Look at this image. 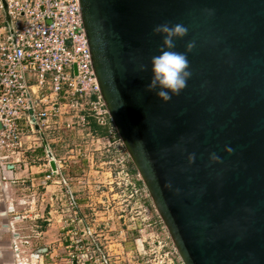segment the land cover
<instances>
[{"label":"water","instance_id":"95a60500","mask_svg":"<svg viewBox=\"0 0 264 264\" xmlns=\"http://www.w3.org/2000/svg\"><path fill=\"white\" fill-rule=\"evenodd\" d=\"M78 2L109 116L183 263L264 264V0ZM164 23L187 28L172 50L191 71L167 102L146 88Z\"/></svg>","mask_w":264,"mask_h":264},{"label":"built area","instance_id":"2783aa9c","mask_svg":"<svg viewBox=\"0 0 264 264\" xmlns=\"http://www.w3.org/2000/svg\"><path fill=\"white\" fill-rule=\"evenodd\" d=\"M90 119L108 128V141L118 136L90 62L78 0H0V154L16 162L26 157L42 139L35 125L46 140L61 128H78L99 141ZM24 136L30 139L25 141ZM59 174L57 167L45 178ZM65 194L69 215L63 220L73 224L69 232L75 251H83L69 253L66 264H77L79 259L89 263L91 258L84 257L92 228L85 229L88 242L81 243L77 235L84 219L69 186ZM9 227L14 264L40 259L39 252L23 256L20 246L28 239L15 231L12 222Z\"/></svg>","mask_w":264,"mask_h":264},{"label":"rangeland","instance_id":"374dc122","mask_svg":"<svg viewBox=\"0 0 264 264\" xmlns=\"http://www.w3.org/2000/svg\"><path fill=\"white\" fill-rule=\"evenodd\" d=\"M100 138L61 128L54 146L92 228L84 264H184L122 140Z\"/></svg>","mask_w":264,"mask_h":264},{"label":"crops","instance_id":"0c3cea01","mask_svg":"<svg viewBox=\"0 0 264 264\" xmlns=\"http://www.w3.org/2000/svg\"><path fill=\"white\" fill-rule=\"evenodd\" d=\"M59 131L47 138L60 172L50 180L45 176L53 169L42 139L36 141L35 148L27 151L26 157L19 162L0 154V264H14L15 261L10 222L15 231L28 239V244L20 246L23 256L28 257L31 252L41 254L40 259L33 261V264H66L69 253L73 252L74 244L69 232L73 224L64 222L69 215L65 194L69 178L62 170L65 164L57 159L54 150ZM29 139L30 136L23 138L25 141ZM69 187L72 191L73 187ZM73 195L81 215L79 198ZM16 215L20 218L14 221ZM83 219L87 224H83L77 238H81V243L85 244L88 240L84 231L91 225L85 215Z\"/></svg>","mask_w":264,"mask_h":264},{"label":"clouds","instance_id":"9594fccd","mask_svg":"<svg viewBox=\"0 0 264 264\" xmlns=\"http://www.w3.org/2000/svg\"><path fill=\"white\" fill-rule=\"evenodd\" d=\"M153 33L162 35L163 43L160 54L151 58L152 76L146 88L148 91L156 90L157 97L167 102L186 87L187 80L191 77L186 53L172 50L175 48V39L183 38L187 34V28L181 24L169 26L164 23L155 26ZM192 47L193 44L189 43L186 51H191ZM145 67L140 65V70L143 71Z\"/></svg>","mask_w":264,"mask_h":264},{"label":"trees","instance_id":"16d2710c","mask_svg":"<svg viewBox=\"0 0 264 264\" xmlns=\"http://www.w3.org/2000/svg\"><path fill=\"white\" fill-rule=\"evenodd\" d=\"M89 125H90V128L91 130L96 133L98 136L100 137H105L108 135V128L107 127H101V126H98L94 120L90 119L89 121ZM134 172L136 171L135 169L133 170ZM137 183L140 184V179L137 180Z\"/></svg>","mask_w":264,"mask_h":264}]
</instances>
